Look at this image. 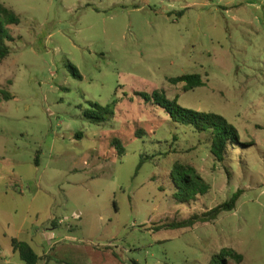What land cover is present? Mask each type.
Masks as SVG:
<instances>
[{
  "label": "rangeland",
  "instance_id": "1",
  "mask_svg": "<svg viewBox=\"0 0 264 264\" xmlns=\"http://www.w3.org/2000/svg\"><path fill=\"white\" fill-rule=\"evenodd\" d=\"M0 3L20 19L0 15L14 39L0 60V264H25L13 240L38 264H264V0ZM184 75L202 85L170 82ZM155 91L227 120L238 141L223 162L210 133L142 96ZM177 166L208 191L176 198ZM237 193L233 211L193 219Z\"/></svg>",
  "mask_w": 264,
  "mask_h": 264
},
{
  "label": "trees",
  "instance_id": "2",
  "mask_svg": "<svg viewBox=\"0 0 264 264\" xmlns=\"http://www.w3.org/2000/svg\"><path fill=\"white\" fill-rule=\"evenodd\" d=\"M0 15L6 19L7 25L20 24V19L16 16V14L4 7L1 3ZM12 41H14V39L10 35L8 29L0 24V60H4L10 56L11 47L8 45V42ZM72 70L75 77L81 78L77 69L73 68ZM170 82L172 84L186 83L190 89L202 85L201 76L199 75H184L178 78L170 79ZM0 94L6 100L12 99L11 94L8 92L0 90ZM142 96L145 99H152L155 105L161 107L166 112L173 123L189 127L193 132L199 134L210 133L212 135L211 154L218 162L224 161L226 151L231 141H238L237 131L234 128L230 127L227 120L220 115L196 112L182 108L181 106H179L177 100L171 101L164 95L163 92L159 91H155L151 95L142 94ZM93 106L101 113L110 116L114 115L111 106ZM94 120L100 121L97 118H94ZM115 143L121 148L122 144L120 140H116ZM143 163L144 162L142 161L140 163V166ZM172 179L176 188L178 189L175 193V197H181V200L183 202L195 200L198 195L205 194L209 189V187L203 182L202 178L198 176L194 172V170L189 169L188 171H184L182 166L175 167L174 172L172 173ZM239 197L240 193H237L229 201L206 213L203 217H195L193 219H200L201 222H209L215 220L221 213L233 211L236 208ZM193 219L179 224H171L163 227L186 228L194 223ZM12 246L13 251L15 253H18L21 261L25 264H38L41 260L40 256H38L32 249V247L26 242L13 240ZM238 258L242 260L241 256H239ZM209 264H225V262L221 255H216L212 258Z\"/></svg>",
  "mask_w": 264,
  "mask_h": 264
},
{
  "label": "crops",
  "instance_id": "3",
  "mask_svg": "<svg viewBox=\"0 0 264 264\" xmlns=\"http://www.w3.org/2000/svg\"><path fill=\"white\" fill-rule=\"evenodd\" d=\"M12 249H13V246H12Z\"/></svg>",
  "mask_w": 264,
  "mask_h": 264
}]
</instances>
